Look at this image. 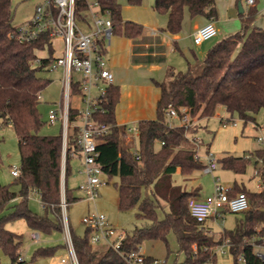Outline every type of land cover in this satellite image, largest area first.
I'll list each match as a JSON object with an SVG mask.
<instances>
[{
    "label": "trees",
    "instance_id": "obj_1",
    "mask_svg": "<svg viewBox=\"0 0 264 264\" xmlns=\"http://www.w3.org/2000/svg\"><path fill=\"white\" fill-rule=\"evenodd\" d=\"M104 10L110 11L114 31L122 25L121 4L118 0H98ZM131 5H140L142 0H127ZM237 5L239 9V2ZM254 4L243 12L239 11L241 28L216 43L206 52L204 58L187 61L185 70L168 68L164 80L153 79L159 89L156 116L141 119L139 127V148L132 149L126 142L127 126L118 124L116 107L121 98V87L110 84L107 93L93 116L97 122L110 125V130L98 136V157L107 182L117 177L119 206L129 210L137 206V218L145 220L142 227L132 233L126 232L121 250L129 252L139 249L146 239H161L170 250L168 234L173 232L178 242V252L185 255L183 262L174 264H215L216 246L229 239V254L232 262L240 264H264V256L255 246H264V148L247 153L263 158L262 184L260 190H250L234 184L230 195L245 192L249 208L237 219L232 229H225L215 238L202 223L190 214L188 199L195 197L200 188L185 190L174 184L173 174L180 170L191 175L203 170L205 164L196 158V150L190 145L189 134L196 130L191 127L169 126L166 111L171 105L180 114L186 108L191 118L213 116L219 105L223 106L232 120L237 115L245 123L255 120V114L264 110V28L255 25L259 10ZM155 10L167 16L164 31L180 33L186 12L190 20L204 17L208 21L219 18L216 0H155ZM86 0H77L76 16L79 21L86 18ZM144 33V25L135 21L125 22L124 34L136 39ZM17 26L13 24L11 0H0V127L12 125L18 137L20 151L19 176L15 182L19 190L10 185L0 184V212L10 202L19 198L14 209L0 219V246L10 256L13 264H34L21 257L19 246L21 235L4 227V221L24 217L35 230L51 232L63 230L62 221V176L64 169V193L67 205L80 198L68 187V177L72 173L71 160L74 153H80L77 144L79 109L70 106L69 130L64 149L63 124L60 134H42L46 123L39 108L41 93L51 82L50 78L39 75V71L49 70V65L59 56L54 41L48 34L36 40L21 42L16 37ZM47 50L46 56L40 51ZM39 59V62L36 60ZM202 64L198 71V66ZM75 94L79 86H73ZM73 125V126H72ZM1 142V137H0ZM164 142V143H163ZM139 159L137 158V154ZM243 155H226L218 162L223 168L234 173H245L248 165L257 166L258 160ZM147 188L151 196H145ZM31 192H36L41 200L44 213L33 211L28 205ZM159 209L164 212L159 216ZM54 214L56 219L51 218ZM73 243L80 264H127L123 256L113 248L100 252L90 242V230L84 235L72 232ZM54 248H38L33 258L52 255ZM22 258V259H20ZM0 264L1 261H0Z\"/></svg>",
    "mask_w": 264,
    "mask_h": 264
},
{
    "label": "rangeland",
    "instance_id": "obj_2",
    "mask_svg": "<svg viewBox=\"0 0 264 264\" xmlns=\"http://www.w3.org/2000/svg\"><path fill=\"white\" fill-rule=\"evenodd\" d=\"M41 0H11L13 10V24L20 26L29 20L34 11V7ZM121 4L122 27H125L126 21H135L143 23L145 29L153 27H165L166 15L158 13L154 8L155 0H142L140 5H131L127 0H118ZM243 7L247 10L251 7L247 0H241ZM255 6L259 11L264 8V0H256ZM220 11L217 26L219 31L216 36L206 42L205 45H194L192 38L184 36L180 43L182 47L188 50L193 47L197 50L200 59L204 48L212 42L217 41L229 34L237 32L241 28V20L238 9L232 8L230 11ZM228 13L234 14L236 29L233 27L227 28L225 20L228 18ZM186 16L188 14L186 13ZM261 27H264V16L259 17ZM187 29H183V33ZM235 31V32H234ZM56 50L61 52L63 48L62 40L56 38L54 40ZM106 59H111L114 62L112 70L115 77L122 80L120 106L116 107V117L128 120L130 124L137 123V119L146 115V117L156 116V99L158 96V88L153 82V79H162L164 77L165 69L160 72L152 71L149 65L135 66L131 61V49L129 47L128 37L125 34H114L112 42L108 45ZM167 60L168 65L175 67L178 70H185L187 68V61L180 50H170L168 48ZM41 56L48 54L47 50L39 52ZM202 64L198 66V71ZM165 68V66L163 67ZM39 75L46 76L51 79L49 85L41 93V102L39 104L40 111L46 123L42 126L40 133L42 134H60L61 123L56 121L50 123L48 121V114L50 109L56 107V103L61 100L62 92V71L61 69H49L39 71ZM128 87V88H127ZM128 89V90H127ZM131 92V96L124 97L122 101L123 92ZM73 104H79L80 98L77 94L71 95ZM132 106H128L129 104ZM224 117L221 120V117ZM224 107H218L213 116L203 118L200 121V126L189 134L190 145L194 146L197 154L202 162H206L205 155L208 152L222 155L224 152L229 155H243L247 151H254L258 148H264V140L258 139L259 136H264V110H260L255 114V120L247 121L246 123L237 115H234L230 121L225 119L230 117ZM198 120V117L193 118ZM233 120L237 121L234 124ZM194 126V125H193ZM0 184L10 185L15 191L19 190V184L15 182V177L11 174L13 167L20 168V151L18 144V137L14 127L10 124L2 125L0 127ZM72 173L68 177V187L72 188L75 195L81 197L75 202H71L67 207V215L71 230L78 235H84L86 232V224L83 222V217L93 213L105 214L109 222L115 226L118 232L125 231L132 233L137 227H142L145 220L139 219L136 216L138 211L137 206L122 210L119 206V191L115 185L118 180L117 177L110 179L109 182L104 183L98 187V195L95 200H88L85 193L79 189V184L85 179V174L80 173V162L71 160ZM217 176L219 181L225 186H231L234 179L246 180L247 189L257 190L258 177L254 175L253 164L248 165L245 173L236 174L231 170L225 169L220 163L217 164L214 173L199 170L191 175H184L180 171L173 174L174 184L182 186L185 190H192L198 185L201 186L199 195H210L214 191V177ZM104 180L107 177L102 176ZM252 177V178H251ZM145 196H151L150 191L145 188L143 190ZM19 198L13 199L9 206L0 212V219L13 211L14 206L18 203ZM29 207L36 212L44 213L39 195L36 192H31L28 198ZM159 216L163 217L164 212L159 209ZM51 218L56 219L54 214H50ZM243 216V212H225L220 218H209L206 225L210 227V231L215 238H219L225 229H232L236 225L237 219ZM4 227L8 230L16 232L21 235L22 243L19 246L21 257L26 262L32 261L34 264H63L62 259H69V251L64 238V230L53 229L51 232H42L32 229L24 217H17L15 219H8L4 221ZM39 233V239L35 240L31 236L33 233ZM168 242L170 250L168 251L165 242L161 239H146L140 248L146 255L156 258H167L166 264H174L183 262L185 255L178 252V242L176 235L173 232L168 234ZM54 248L52 255L41 256L33 258L34 252L38 248ZM93 247L100 252L105 251L109 245L107 242H99L93 244ZM257 252L263 251L264 246H255ZM0 261L2 264H13L10 256L0 246ZM232 262V256L229 253L217 254V262L215 264H226ZM207 264V263H204ZM240 264H244L240 262Z\"/></svg>",
    "mask_w": 264,
    "mask_h": 264
},
{
    "label": "built area",
    "instance_id": "obj_3",
    "mask_svg": "<svg viewBox=\"0 0 264 264\" xmlns=\"http://www.w3.org/2000/svg\"><path fill=\"white\" fill-rule=\"evenodd\" d=\"M247 2L253 5L255 1L247 0ZM86 3V18L79 21L76 16L77 0H41L35 5L32 17L22 25L17 26L16 37L21 42H30L43 34H48L52 41L56 38L62 40L61 54L49 65V69L57 70L61 68L63 71L61 100L55 108L50 109L48 121L50 123H55L58 120L62 121L65 149L69 130V109L70 106L76 107L71 101V95L75 94L73 86L78 84V95L82 107H76L79 109V115L74 125L78 128L76 134L77 144L83 161L82 172L85 174V180L79 184V189L85 193L88 200H95L98 195V187L107 183V180L102 177L104 173L98 162L100 155L98 136L107 133L110 130V125L97 122L93 114L105 97L108 85L113 84L115 81V75L109 68L106 59V47L114 33V25L110 18V11L102 9L98 0H86ZM151 33L155 34V31ZM217 33L218 28L215 21H208L193 32V43L200 45L216 36ZM36 62H39V59ZM181 112L182 114L171 105L167 108L166 116L169 126L183 125L191 127L195 124V120L191 118L186 108H182ZM233 122L235 123V120ZM138 134L139 127L137 124L133 123L127 127V140L132 141L134 136ZM258 139L263 141L264 136H259ZM136 156L139 159V155ZM246 157H253L259 162L257 166H254V175L258 177L257 187L261 189L263 184L260 166L263 164V158L255 157L250 153H247ZM196 158L200 160L197 151ZM205 159L203 170L213 174L219 163V158L208 152ZM20 173L21 170L18 167L11 169V174L14 177L19 176ZM214 182L215 186L212 194L202 199L194 196L188 199L191 216L202 224L211 217H222L225 212H243L249 208V199L245 192L230 195L231 186L223 185L217 176L214 177ZM62 184L60 205L64 238L69 251V259H62V263L80 264L67 215L68 205L64 193V169ZM83 222L90 230L92 245L107 242L108 248L117 250L127 264L167 263V258L148 256L142 252L140 247L129 252L121 250L126 232H118L105 214L93 213L86 215L83 217ZM32 238L38 240L39 233H33ZM229 246V239L224 240L222 244L216 246L217 254L229 253ZM259 254L264 256L261 252ZM240 260L243 263L245 262L243 256L240 257Z\"/></svg>",
    "mask_w": 264,
    "mask_h": 264
},
{
    "label": "crops",
    "instance_id": "obj_4",
    "mask_svg": "<svg viewBox=\"0 0 264 264\" xmlns=\"http://www.w3.org/2000/svg\"><path fill=\"white\" fill-rule=\"evenodd\" d=\"M216 1H217V6H218L219 14H220V11L226 12L228 9H230V10L232 8L238 9L237 0H216ZM244 10H246V9L244 8ZM186 13L188 14V16H186V14L184 16L182 30L183 29H187V30L184 31L183 33L180 32V33H177V34H171L169 32L164 31L163 30L164 27L161 26V27H158V28L153 27L151 29H145L144 28V33L140 37H138L136 39H130V38H128L129 47L131 49L130 56H131L132 64H134L135 66H141V65L147 64V65H149V68L152 69V71H155V72H160L162 69H165L164 77L162 79H157L159 81H162L166 77L167 69L172 67V66H169L168 65V60L166 59L167 58V53H168V51H167L168 48H170V50H177V49L180 50L181 53H182V55L185 57L186 61H188V60L194 61L195 57L197 59H199V60H202L204 58L206 52L208 51V49L214 43H216L220 39H218L215 42H212L211 44L207 45V47L204 48V51L202 53L204 55H201V56H203L202 59L199 58L200 55H198V52H197V50L195 48L190 47L188 50L184 49L182 47V45L180 44L182 42V39L184 38V36H188L189 35L192 38L193 32L196 30V28H198L199 26H201V25H203V24H205V23L208 22V20H206L204 17H197L196 19H194L193 21H191L190 20V17H189V13L188 12H186ZM238 13H239V9H238ZM235 16L236 15H234V14L228 13V18L225 20V24H226L227 28H230V29L232 27H233V29H236L237 28L236 27L237 25L235 24ZM260 16H264V8L261 9V11H259L258 16H257V18L255 20V25H257V26H260L259 24L260 23L262 24V22H263V21L262 22L260 21V19H259ZM166 20H167V16H166ZM218 20L219 19L215 20L216 26H217ZM141 24H143V23H141ZM121 27H117V29L114 31V33H113V35L111 37L110 43L107 44V47H106V55H107V52H109L108 51V45L111 44L114 34H117V33L124 34V27L123 28H121ZM217 28H218V26H217ZM152 31H155V34H152L151 33ZM218 31H219V28H218ZM192 41H193V39H192ZM207 41L203 42L200 45H196V46L205 45ZM56 52H57L58 55L61 54V52H59V51H56ZM107 63H108L109 68L112 70V67H113L112 65H114V62H111V59L109 58V60H108V58H107ZM164 66H165V68H163ZM173 68L176 69L175 67H173ZM176 70H178V69H176ZM61 71H62V69H61ZM112 72H113V70H112ZM62 75H63V71H62ZM114 84H118V85H120V87L123 86L122 80H121L120 76L119 77L118 76L115 77ZM131 94L132 93L129 92V91L123 92L122 93V101L124 100V97H128L129 98L131 96ZM159 94H160V92H159V89H158V96H157V99H156V103H157V100L159 98ZM120 103L121 102H119L117 104V107H118V105L120 106ZM58 104L59 103H56V105H58ZM79 104L80 105H78V104H74V105L76 107H79V108L82 107L81 101L79 102ZM128 106H132V104L130 103ZM218 107H223V106L219 105ZM153 118H155V117H153ZM153 118L152 117H146V115H143L142 117H139V119H137V120H141V119H153ZM201 119H203V118H199L198 120H195V128L196 129H197L198 126H200ZM223 119H224V117L222 116L221 117V120H223ZM117 121H118V124L125 125L127 127L130 125L129 121L128 120H125L123 118H120V119L117 118ZM236 122L237 121H235L234 124H236ZM133 123H134V120H133ZM137 123H138V121H137ZM137 123H135V124H137ZM126 142L127 143H131L133 150H137L139 148V134L138 135H135L134 136V139L132 141H129L126 138ZM247 152H250V151H247ZM247 152H245V153H247ZM226 155H229V154L224 152L222 155H220V156H217L216 155V156L218 158H221V157H224ZM72 159L73 160H77V161L80 162V169L78 171L80 173H83L82 172V169H83V161H82L81 154L80 153H74ZM178 171H180V170H178ZM236 174H239V173H236ZM234 184H238L240 186H243V187H246L247 188V184L248 183L246 182V180H243V178L240 177L239 179H237V178L234 179L233 185ZM196 188H200L201 189V186L198 185L197 187H195L193 189H196ZM257 190H260V189L258 188ZM73 193H74V191H73ZM199 194L200 193H198V195L195 196V197L202 199V198H205L207 196V195H199ZM74 195H75V193H74ZM79 198H81V197H79ZM211 218H217V217H211ZM207 220H206V222H207ZM203 225L205 226L206 229H208L210 231V227L207 226L206 223H204ZM260 252L264 254L263 251H260Z\"/></svg>",
    "mask_w": 264,
    "mask_h": 264
},
{
    "label": "water",
    "instance_id": "obj_5",
    "mask_svg": "<svg viewBox=\"0 0 264 264\" xmlns=\"http://www.w3.org/2000/svg\"><path fill=\"white\" fill-rule=\"evenodd\" d=\"M239 11L240 12H243L244 11V7H243L241 1L239 2Z\"/></svg>",
    "mask_w": 264,
    "mask_h": 264
}]
</instances>
